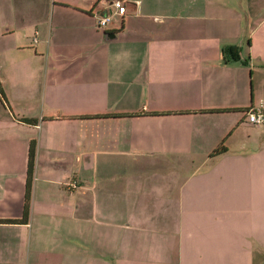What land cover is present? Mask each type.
I'll return each instance as SVG.
<instances>
[{
    "label": "crops",
    "instance_id": "1",
    "mask_svg": "<svg viewBox=\"0 0 264 264\" xmlns=\"http://www.w3.org/2000/svg\"><path fill=\"white\" fill-rule=\"evenodd\" d=\"M120 1L0 0V264H260L264 0Z\"/></svg>",
    "mask_w": 264,
    "mask_h": 264
},
{
    "label": "trees",
    "instance_id": "2",
    "mask_svg": "<svg viewBox=\"0 0 264 264\" xmlns=\"http://www.w3.org/2000/svg\"><path fill=\"white\" fill-rule=\"evenodd\" d=\"M237 46H226L221 49V55L224 59L239 60ZM0 98L4 101L3 90L0 85ZM21 121L34 124L36 120L33 118H20ZM34 149L35 143L34 140H30L27 148L26 156V172H25V182H24V194H23V203H22V214L19 218H0V223H25L28 217L29 209V200H30V191H31V181L33 174L34 166ZM225 151V147L222 142L216 146L210 156L219 155Z\"/></svg>",
    "mask_w": 264,
    "mask_h": 264
},
{
    "label": "built area",
    "instance_id": "3",
    "mask_svg": "<svg viewBox=\"0 0 264 264\" xmlns=\"http://www.w3.org/2000/svg\"><path fill=\"white\" fill-rule=\"evenodd\" d=\"M110 4L113 6L114 13L121 15L122 3L120 0H110ZM112 12L94 13L95 26L97 28H105L111 22ZM246 121L252 125L259 126L264 130V107L255 106L249 107L243 111ZM72 187L74 183L70 184Z\"/></svg>",
    "mask_w": 264,
    "mask_h": 264
},
{
    "label": "water",
    "instance_id": "4",
    "mask_svg": "<svg viewBox=\"0 0 264 264\" xmlns=\"http://www.w3.org/2000/svg\"><path fill=\"white\" fill-rule=\"evenodd\" d=\"M110 36L112 37V36H113V34H111ZM260 264H264V261H263L262 263H260Z\"/></svg>",
    "mask_w": 264,
    "mask_h": 264
},
{
    "label": "rangeland",
    "instance_id": "5",
    "mask_svg": "<svg viewBox=\"0 0 264 264\" xmlns=\"http://www.w3.org/2000/svg\"><path fill=\"white\" fill-rule=\"evenodd\" d=\"M263 260H264V259H263ZM263 260H262V261H263ZM262 261H261V262H262ZM261 262H260V263H261Z\"/></svg>",
    "mask_w": 264,
    "mask_h": 264
}]
</instances>
